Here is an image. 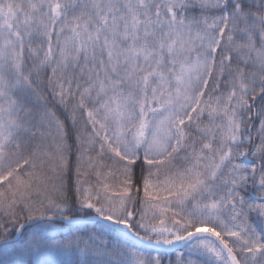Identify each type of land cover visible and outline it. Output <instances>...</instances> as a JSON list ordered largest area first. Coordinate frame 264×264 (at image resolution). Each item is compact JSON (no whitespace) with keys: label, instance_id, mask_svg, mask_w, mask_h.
I'll list each match as a JSON object with an SVG mask.
<instances>
[{"label":"snow or ice","instance_id":"snow-or-ice-1","mask_svg":"<svg viewBox=\"0 0 264 264\" xmlns=\"http://www.w3.org/2000/svg\"><path fill=\"white\" fill-rule=\"evenodd\" d=\"M0 264H264V0H0Z\"/></svg>","mask_w":264,"mask_h":264},{"label":"trees","instance_id":"trees-1","mask_svg":"<svg viewBox=\"0 0 264 264\" xmlns=\"http://www.w3.org/2000/svg\"><path fill=\"white\" fill-rule=\"evenodd\" d=\"M61 226L57 225V228L59 229Z\"/></svg>","mask_w":264,"mask_h":264}]
</instances>
